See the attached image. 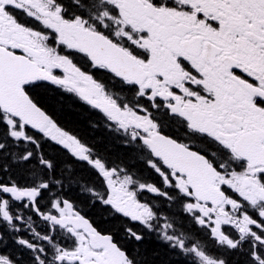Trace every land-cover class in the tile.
Segmentation results:
<instances>
[{"label":"snow or ice","instance_id":"1","mask_svg":"<svg viewBox=\"0 0 264 264\" xmlns=\"http://www.w3.org/2000/svg\"><path fill=\"white\" fill-rule=\"evenodd\" d=\"M68 101L148 176L67 130ZM151 238L180 264H264V0H0V264H148Z\"/></svg>","mask_w":264,"mask_h":264},{"label":"trees","instance_id":"2","mask_svg":"<svg viewBox=\"0 0 264 264\" xmlns=\"http://www.w3.org/2000/svg\"><path fill=\"white\" fill-rule=\"evenodd\" d=\"M60 120L67 130L80 137L83 142L94 148L98 154L110 163L133 167L138 171H143L145 177L148 176V172L143 169L141 160L138 159V154L130 146L126 145L123 137L109 130L100 116L87 106L73 105L71 101H68L67 108L60 114ZM46 150L50 155H56L52 148H47ZM78 171L84 180H88L91 177L90 170L83 164L80 165ZM77 203L80 208L83 207L84 214L98 227L101 229L112 227L109 223V212L103 205L81 202L79 200H77ZM162 210L167 211L169 216H175L167 205H164ZM174 211L176 214L179 213V209L175 207ZM175 217L177 218V227L185 230H194L190 221L181 217L180 214ZM209 250L217 253V250L212 247L210 242ZM141 253L148 264H159L161 260L165 259L171 261L172 264H180L182 261L180 256L166 251L165 246L155 238L146 239ZM227 258L230 264H245L246 261L245 256L239 254H227Z\"/></svg>","mask_w":264,"mask_h":264},{"label":"rangeland","instance_id":"3","mask_svg":"<svg viewBox=\"0 0 264 264\" xmlns=\"http://www.w3.org/2000/svg\"><path fill=\"white\" fill-rule=\"evenodd\" d=\"M145 199H146V197H145ZM171 210H172L173 213H175L174 208H172ZM175 214H176V213H175ZM177 214H179V213H177ZM177 214H176V215H177Z\"/></svg>","mask_w":264,"mask_h":264}]
</instances>
